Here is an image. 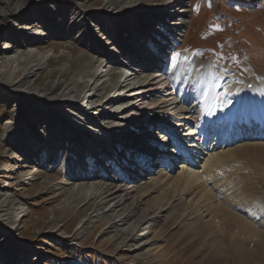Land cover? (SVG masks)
Masks as SVG:
<instances>
[{"label":"rangeland","instance_id":"1","mask_svg":"<svg viewBox=\"0 0 264 264\" xmlns=\"http://www.w3.org/2000/svg\"><path fill=\"white\" fill-rule=\"evenodd\" d=\"M68 1L48 0L45 4L31 2L25 6H17V1H13L12 16H0V52L14 47L11 55L20 56L25 51L26 48L20 47L25 38L20 37L15 44L12 37V26L25 25L24 19H30V27L43 32L42 38L30 47L49 55L50 61L32 83L51 98L61 93V90L55 92L60 78L58 69L71 62L75 69L81 68L95 51L88 44V38L79 39L76 31L47 34L45 18H55L63 12L68 17L58 19V25L70 27L80 11L97 13L110 0H78L65 6ZM184 6L190 10L185 18L189 24L184 27L176 47L171 46L164 58L165 67L171 72L170 80L190 98L204 97L212 102L210 109L215 114L218 107H226L229 116L244 87L249 92L264 83V0H188ZM86 19V24L93 26L92 20ZM154 37L150 35L148 43L142 42L149 53L153 49L151 41L158 39ZM122 39L124 48L142 47L131 39L123 36ZM108 54L115 55L113 51ZM109 59L104 57L102 61L109 63ZM116 60L120 64L114 69L137 67V64H127L128 57L118 56ZM180 66L183 68L178 75ZM50 74L55 75L51 82ZM14 94L0 91V206L7 200L16 209L26 210L27 215L16 224L13 234L2 229L0 264H137L135 255L124 247V238H116L104 221L89 225L84 234L76 236L81 218L89 212L81 209L67 215L63 210L72 189L78 186L69 175L68 165L75 148H70L71 141L59 143L58 159L49 163L45 155L49 144L41 146H44L43 153L38 156L31 151L32 146L23 145L31 128L22 123L34 117L35 111L29 97ZM261 100L264 101V96ZM253 131V136L260 135L258 129ZM39 134L43 139L48 137L47 125ZM81 139L88 140L84 135ZM257 142L260 145L254 147L264 146V140ZM161 148L154 157L173 147ZM232 150L211 174L192 179L180 176L175 182L174 177L181 172L178 169L170 179H160L147 196L150 202L166 204V222L155 227L162 254L159 264H264V153L252 148L242 152L234 147ZM154 161L145 166L147 170ZM91 167L94 172L95 165ZM54 222L62 226L66 239L49 233L48 228Z\"/></svg>","mask_w":264,"mask_h":264},{"label":"bare ground","instance_id":"2","mask_svg":"<svg viewBox=\"0 0 264 264\" xmlns=\"http://www.w3.org/2000/svg\"><path fill=\"white\" fill-rule=\"evenodd\" d=\"M13 1L18 2L17 6H25L31 2L45 4L48 0H0V16H12L10 6ZM77 1L69 0L65 6ZM187 1L110 0L97 13L80 11L70 27L58 25V19L68 17L63 12L61 16L45 18L47 34L76 31L79 39L88 38V44L95 51L81 68L75 69L74 62H71L58 69L60 78L56 81L55 92L61 90V93L56 97L42 93L32 83L49 63L50 57L30 47L42 38L43 33L30 27V19H24V26H12L15 44L20 37L25 38L20 47L27 50L23 49L25 51L20 56L11 55L14 47L11 51L6 47L0 52V91L29 97L35 111L34 117L28 121H18L19 126L23 124L31 128L23 145L32 146L31 151L38 156L44 149L41 146L49 144L50 148L45 152L48 162L58 159L59 143L71 141L70 148H75L68 165L69 175L78 186L72 189L63 210L67 215L81 209L89 212L84 219L81 218L76 236L84 234L89 225L104 221L105 227L116 238H124V247L135 255L137 264H159L162 261L155 227L166 220V204L147 200L160 179H170L178 169L181 172L174 177L175 182L180 176L192 179L211 174L223 164L226 155L233 153V147L241 152L252 148L264 153V146L254 147L260 145L257 140H264V109H260L264 107L261 100L264 83L249 92L244 87V92L237 96L232 113L227 116L226 107H218L215 114L210 109L212 102L204 97L192 99L171 82V72L164 67L167 61L164 58L171 46L176 47L184 27L189 24L185 19L190 13L184 6ZM180 6L183 8L178 11ZM86 18L92 20L93 26L86 24ZM150 35L158 39L151 41L153 49L149 53L142 42L148 43ZM122 36L142 47L124 48ZM104 45L112 48L106 50ZM108 51L115 55L108 54ZM118 56L128 57L127 64H137V67L126 68L121 62L126 67L114 69L120 64L116 60ZM104 57L110 58L109 63L102 61ZM182 68L177 69L178 75ZM54 76L50 74V82ZM241 99L245 101L243 105L238 103ZM208 122L217 129L206 146L203 137L210 126ZM46 125L50 134L43 139L39 133ZM257 129L260 135L253 136V130ZM83 135L88 140H82ZM175 143L180 147L178 154L183 157L177 155ZM166 145L173 148L154 157L161 146ZM150 160L156 161L147 170L145 166L150 165ZM94 165L97 171L91 172ZM153 175H159V178H152ZM25 214L26 210L16 209L4 200L0 206V233L3 229L13 234ZM54 223L48 228L49 233L66 239L62 226Z\"/></svg>","mask_w":264,"mask_h":264},{"label":"snow or ice","instance_id":"3","mask_svg":"<svg viewBox=\"0 0 264 264\" xmlns=\"http://www.w3.org/2000/svg\"><path fill=\"white\" fill-rule=\"evenodd\" d=\"M238 103L243 105L245 103V101L243 99H241L240 101H238Z\"/></svg>","mask_w":264,"mask_h":264},{"label":"crops","instance_id":"4","mask_svg":"<svg viewBox=\"0 0 264 264\" xmlns=\"http://www.w3.org/2000/svg\"><path fill=\"white\" fill-rule=\"evenodd\" d=\"M241 223L243 224V222H240V224H241ZM235 224H236V223H235ZM240 224H239V225H240Z\"/></svg>","mask_w":264,"mask_h":264},{"label":"built area","instance_id":"5","mask_svg":"<svg viewBox=\"0 0 264 264\" xmlns=\"http://www.w3.org/2000/svg\"><path fill=\"white\" fill-rule=\"evenodd\" d=\"M164 67H165V65H164ZM166 68V67H165Z\"/></svg>","mask_w":264,"mask_h":264}]
</instances>
